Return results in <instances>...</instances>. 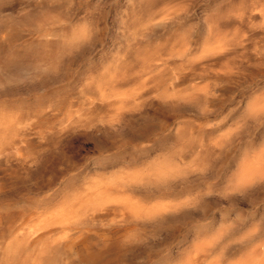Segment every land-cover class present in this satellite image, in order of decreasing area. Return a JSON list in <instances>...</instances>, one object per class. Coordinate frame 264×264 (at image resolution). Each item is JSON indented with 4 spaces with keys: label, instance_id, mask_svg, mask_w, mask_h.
Wrapping results in <instances>:
<instances>
[{
    "label": "rangeland",
    "instance_id": "374dc122",
    "mask_svg": "<svg viewBox=\"0 0 264 264\" xmlns=\"http://www.w3.org/2000/svg\"><path fill=\"white\" fill-rule=\"evenodd\" d=\"M31 259L264 264V0H0V264Z\"/></svg>",
    "mask_w": 264,
    "mask_h": 264
},
{
    "label": "bare ground",
    "instance_id": "6f19581e",
    "mask_svg": "<svg viewBox=\"0 0 264 264\" xmlns=\"http://www.w3.org/2000/svg\"><path fill=\"white\" fill-rule=\"evenodd\" d=\"M8 81V80H7ZM2 92V91H1ZM17 115V114H16ZM17 117V116H16ZM40 172V171H39ZM113 178V177H112ZM20 185V184H19ZM180 216V215H179ZM27 217V216H26ZM167 219V218H166ZM17 231H23L24 235H28L31 237V239L33 241H35L36 239H38L40 236H42L43 234H50L52 233V231H45V233H42V231L38 230L37 226L34 224V222L32 221L31 218H28L26 220H24V222L22 223V226L18 228ZM22 233V234H23ZM21 236V235H20ZM71 239V238H70ZM68 240V239H67ZM8 241V240H7ZM6 241V247H5V254L7 255L9 260L15 259V257L19 254V251L21 249H23L24 244L18 243L16 241H10L7 242ZM66 244V243H65ZM74 244V241H70L67 243L68 248L70 249L72 247V245ZM5 245V244H4ZM3 247V246H2ZM73 252V251H72ZM51 253V252H50ZM2 254V253H1ZM251 260V259H250ZM31 264H38L36 262H34L31 259ZM209 262V261H208ZM244 263V261H241ZM248 262V261H247ZM245 262V263H247ZM212 263V262H211ZM214 263V262H213ZM27 264V263H26Z\"/></svg>",
    "mask_w": 264,
    "mask_h": 264
}]
</instances>
